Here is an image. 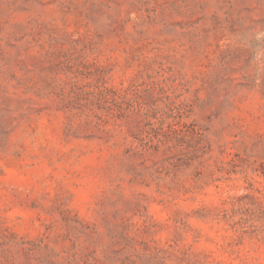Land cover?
<instances>
[{
  "label": "rangeland",
  "instance_id": "obj_1",
  "mask_svg": "<svg viewBox=\"0 0 264 264\" xmlns=\"http://www.w3.org/2000/svg\"><path fill=\"white\" fill-rule=\"evenodd\" d=\"M0 264H264V0H0Z\"/></svg>",
  "mask_w": 264,
  "mask_h": 264
}]
</instances>
